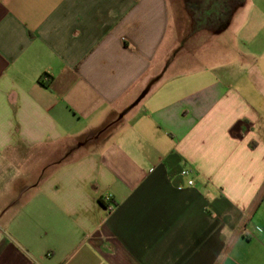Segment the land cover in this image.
Wrapping results in <instances>:
<instances>
[{
  "label": "crops",
  "instance_id": "obj_1",
  "mask_svg": "<svg viewBox=\"0 0 264 264\" xmlns=\"http://www.w3.org/2000/svg\"><path fill=\"white\" fill-rule=\"evenodd\" d=\"M192 10L0 0V264H264V0Z\"/></svg>",
  "mask_w": 264,
  "mask_h": 264
},
{
  "label": "rangeland",
  "instance_id": "obj_2",
  "mask_svg": "<svg viewBox=\"0 0 264 264\" xmlns=\"http://www.w3.org/2000/svg\"><path fill=\"white\" fill-rule=\"evenodd\" d=\"M218 1V0H217ZM171 3V12L173 16V20L178 21V15L181 14V8L186 6V23H191L192 21V16H193V0H170ZM190 9V11H189ZM188 27V26H187ZM191 34V33H190ZM179 50L177 49L175 51V54L173 57H171L170 61H179V59H183L186 62L192 61L193 59L191 58L192 56L188 55V52L184 50L185 45L184 43H180L178 46ZM188 50V48H187Z\"/></svg>",
  "mask_w": 264,
  "mask_h": 264
},
{
  "label": "built area",
  "instance_id": "obj_3",
  "mask_svg": "<svg viewBox=\"0 0 264 264\" xmlns=\"http://www.w3.org/2000/svg\"><path fill=\"white\" fill-rule=\"evenodd\" d=\"M187 174H189V173H187ZM192 185H193V181H190L189 182V186H192ZM105 203L108 204L107 207H108L109 210H112L114 208L113 204L111 203V197L110 196L106 197Z\"/></svg>",
  "mask_w": 264,
  "mask_h": 264
},
{
  "label": "trees",
  "instance_id": "obj_4",
  "mask_svg": "<svg viewBox=\"0 0 264 264\" xmlns=\"http://www.w3.org/2000/svg\"><path fill=\"white\" fill-rule=\"evenodd\" d=\"M41 82V81H40ZM101 203H103V201H101Z\"/></svg>",
  "mask_w": 264,
  "mask_h": 264
}]
</instances>
